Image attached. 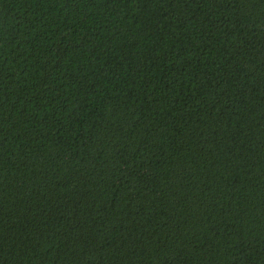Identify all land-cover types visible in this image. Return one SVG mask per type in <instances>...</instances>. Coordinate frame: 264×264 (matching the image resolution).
Returning a JSON list of instances; mask_svg holds the SVG:
<instances>
[{"label":"trees","instance_id":"obj_1","mask_svg":"<svg viewBox=\"0 0 264 264\" xmlns=\"http://www.w3.org/2000/svg\"><path fill=\"white\" fill-rule=\"evenodd\" d=\"M0 264H264V0H0Z\"/></svg>","mask_w":264,"mask_h":264}]
</instances>
